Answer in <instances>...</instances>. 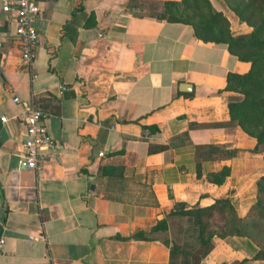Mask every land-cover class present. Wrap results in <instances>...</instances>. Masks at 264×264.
I'll return each mask as SVG.
<instances>
[{"label":"crops","instance_id":"obj_1","mask_svg":"<svg viewBox=\"0 0 264 264\" xmlns=\"http://www.w3.org/2000/svg\"><path fill=\"white\" fill-rule=\"evenodd\" d=\"M166 1L39 0L29 63L0 0V264H169L155 226L175 204L229 197L247 213L264 167L255 139L230 121L226 76L250 64L149 16ZM209 2L234 35L251 31L223 0ZM28 103L55 141L36 171L17 169ZM224 168L221 184L209 180ZM254 252L244 238L215 237L190 260L260 264Z\"/></svg>","mask_w":264,"mask_h":264},{"label":"trees","instance_id":"obj_2","mask_svg":"<svg viewBox=\"0 0 264 264\" xmlns=\"http://www.w3.org/2000/svg\"><path fill=\"white\" fill-rule=\"evenodd\" d=\"M240 23L251 28L247 34L234 35L230 22L215 10L209 0H173L163 4V11L150 13L157 20L187 24L195 36L214 44H225L230 54L239 61L250 64L243 74L228 73L226 89L236 94L227 103L231 123L256 141V151L262 154L264 167V0H223ZM224 168L218 174H209V180L221 184L228 175ZM169 217H186L191 223V237L196 245L189 254L195 259L203 258L212 247V239L238 237L247 240L255 249L251 260L264 261V172L255 182V198L247 213L239 216L229 197L216 199L207 207L177 203ZM165 220L155 230L165 231ZM154 229V228H153ZM167 246L168 243L164 242ZM172 244L170 263L179 251ZM247 260L234 264H246ZM189 264V259L187 261Z\"/></svg>","mask_w":264,"mask_h":264},{"label":"built area","instance_id":"obj_3","mask_svg":"<svg viewBox=\"0 0 264 264\" xmlns=\"http://www.w3.org/2000/svg\"><path fill=\"white\" fill-rule=\"evenodd\" d=\"M2 11L10 13L15 18V39L19 47L22 59L31 62L35 57V47L38 42L36 23L41 15L39 0H2ZM1 47V43H0ZM65 90L64 86L59 87ZM13 102L19 104L20 99L15 96ZM24 125L26 139L24 141V154L17 160L18 170L36 171L46 155L41 151L50 150L55 147V141L48 135L43 123L44 113L33 103L24 105ZM5 117L1 118L5 122ZM2 232L6 229L0 224ZM36 240L43 237L35 238ZM5 238L0 234V253L4 246ZM52 264V263H49Z\"/></svg>","mask_w":264,"mask_h":264},{"label":"rangeland","instance_id":"obj_4","mask_svg":"<svg viewBox=\"0 0 264 264\" xmlns=\"http://www.w3.org/2000/svg\"><path fill=\"white\" fill-rule=\"evenodd\" d=\"M236 25H233L235 27ZM238 30V29H237ZM167 228L165 231L159 233V238L163 242H167L170 247L172 244L178 245L179 251L172 259V264H191V256L189 254L193 251V247L196 245L195 237H191V223L186 217H167ZM260 264H264V261H260Z\"/></svg>","mask_w":264,"mask_h":264}]
</instances>
